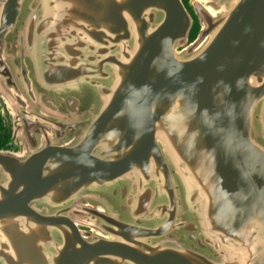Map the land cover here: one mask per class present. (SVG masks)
<instances>
[{"label": "water", "instance_id": "obj_1", "mask_svg": "<svg viewBox=\"0 0 264 264\" xmlns=\"http://www.w3.org/2000/svg\"><path fill=\"white\" fill-rule=\"evenodd\" d=\"M0 264H264V0H0Z\"/></svg>", "mask_w": 264, "mask_h": 264}]
</instances>
